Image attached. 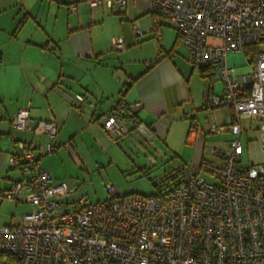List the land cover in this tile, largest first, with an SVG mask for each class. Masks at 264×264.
<instances>
[{"label":"built area","instance_id":"built-area-1","mask_svg":"<svg viewBox=\"0 0 264 264\" xmlns=\"http://www.w3.org/2000/svg\"><path fill=\"white\" fill-rule=\"evenodd\" d=\"M90 6L105 2L114 11L129 0H85ZM156 15L149 29L134 23L137 35L158 31L162 20L180 32L195 66L211 67L223 84L222 94L211 87L203 92L206 110L225 106L229 120L210 125V131H230L227 148H211L223 158L217 180L174 165L173 184H160L153 193H123L107 183V197L91 202L86 193L67 182H53L41 165L42 154L25 140H17L9 163L22 173L0 196L19 199L25 193L31 212L11 224L0 225V252L16 254L20 264H264V163L242 164V135L247 119L258 120L264 149V49L250 66L228 61L232 52H245L252 43L264 45V0H147ZM78 3L69 4L77 12ZM113 46L124 49L122 37ZM62 93L73 105L86 97L69 87ZM94 105V104H93ZM199 129L196 118L182 107ZM16 130L46 137L44 155L58 148L55 117L35 121L30 105L11 118ZM103 128L118 139L137 134L151 140L153 132L140 123L132 129L110 111ZM158 180L157 182H159Z\"/></svg>","mask_w":264,"mask_h":264},{"label":"crops","instance_id":"crops-1","mask_svg":"<svg viewBox=\"0 0 264 264\" xmlns=\"http://www.w3.org/2000/svg\"><path fill=\"white\" fill-rule=\"evenodd\" d=\"M72 2L78 3L75 13L69 10ZM155 19L147 0H129L118 11L105 2L92 7L85 0H0V190L22 176L9 163L17 140L32 143L44 156L45 136L12 127L10 120L18 109L30 105L35 121L55 117L58 146L64 145L78 164L86 166L93 163V156L100 158L93 153L105 150L111 143L109 136H115L102 123L123 97L153 137H116L119 146H165L161 163L167 165L160 178L170 172L179 175L173 169L182 163L190 171L202 173L205 169L214 178L209 180H217L223 158L211 148H227L233 134L228 130L213 135L210 125L227 122L231 109L206 110L202 93L211 87L222 94L223 86L217 92L212 77L207 80L192 65L190 51L173 24L162 20L160 30L136 34L134 23L149 29ZM115 37L123 38L124 49L113 46ZM238 53L229 54V63L245 66L236 60ZM63 87L84 95L86 103L73 105L62 93ZM183 106L197 119L198 130H192ZM257 121L247 119L245 123L243 165L264 163L259 124L250 136ZM127 123L131 127L132 122ZM41 165L51 171L50 159H42ZM4 200L0 198V204ZM20 202L28 203L25 193L15 200L16 205ZM30 205L20 215L31 212ZM18 216L11 214L10 222L4 224L15 222Z\"/></svg>","mask_w":264,"mask_h":264},{"label":"rangeland","instance_id":"rangeland-1","mask_svg":"<svg viewBox=\"0 0 264 264\" xmlns=\"http://www.w3.org/2000/svg\"><path fill=\"white\" fill-rule=\"evenodd\" d=\"M259 48L264 49V45L259 44ZM238 54L237 61L244 62L243 65L245 66L251 65L248 62V57L245 52H239ZM195 68L199 70L198 66H195ZM206 79L210 81V77H206ZM211 80L215 83L216 91L220 92L223 86L221 79L214 73ZM189 121L191 120L189 119ZM259 123V121L254 123L253 129L250 131V136L256 131V124L258 125ZM224 132L217 131L211 134L218 136ZM137 135L135 138L139 137ZM246 137L247 133L244 132L242 136L243 142H245ZM86 138L89 139V136L87 135ZM111 138L109 136L111 143L106 146L105 150H97L93 153L100 158L98 159L93 156V163H89L86 166L78 164L65 151L66 148L64 145L58 146L55 152L42 156L43 158L41 157V160L44 158L45 160H51L50 172L53 174V182L59 183L66 181L72 186L79 187V191L86 193L91 202L103 200L107 197V183L118 186L123 193L139 192L149 194L155 192L157 190L155 182L163 175L166 168L165 165H167L161 163L162 161L164 162L163 156L166 147H161L162 144L154 143H145L144 146L136 143V146H134L135 143H132L134 147L128 149L124 145H122L123 147L119 146L117 142L121 139L116 141V136ZM243 159L244 161L246 160V154H243ZM174 163H177V161L175 160ZM202 175L207 179H214L205 169L202 170ZM0 198L2 199L3 197L0 196ZM4 199L2 204H0V225L6 222L9 223L11 214L15 213L18 216L20 213L31 208L29 203L20 202L19 205H16L15 199Z\"/></svg>","mask_w":264,"mask_h":264},{"label":"trees","instance_id":"trees-1","mask_svg":"<svg viewBox=\"0 0 264 264\" xmlns=\"http://www.w3.org/2000/svg\"><path fill=\"white\" fill-rule=\"evenodd\" d=\"M259 43H252L245 47V54L247 55L249 60H253L256 54L259 52ZM201 74L206 77H212V75L215 73L213 68L211 67H200ZM125 90L128 89V84L125 85ZM124 90V91H125ZM124 96V94H123ZM124 98V97H123ZM121 99L119 103L116 105V107L111 110L112 112H115L122 118H124L126 121L132 122L131 128H136L141 121H139L136 118V115L130 110L128 104L124 101V99ZM159 182H155L156 187H159L160 184H173L178 180V175H175L173 173H167L165 176L159 179ZM0 264H20V259L16 254L10 253V252H0Z\"/></svg>","mask_w":264,"mask_h":264}]
</instances>
